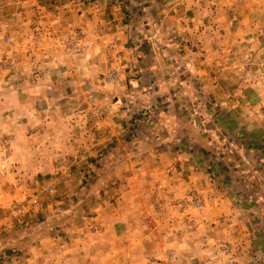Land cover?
Masks as SVG:
<instances>
[{
  "label": "crops",
  "instance_id": "obj_1",
  "mask_svg": "<svg viewBox=\"0 0 264 264\" xmlns=\"http://www.w3.org/2000/svg\"><path fill=\"white\" fill-rule=\"evenodd\" d=\"M1 9L0 42L6 34L12 45L19 46V72L24 74L17 83L0 86V120L23 124L19 136L25 145L20 149L18 140L12 154L18 158L11 168L22 169L19 163L24 153L26 166L33 171L30 176L15 178L21 189L34 171H62L74 161L40 157L54 152L55 138L66 139L59 149L62 154L73 152L77 141L78 145L83 142L84 154L101 149L108 129L82 126L86 115L79 114L76 106L80 109L86 101L79 102L76 94L97 87L101 74L116 67L122 79L118 92L112 91L116 104L132 102L127 92L134 88L135 105L148 100L161 108L148 143L137 146V151L145 150L148 155L135 160V179L131 178L135 201L145 202L142 208L135 206V264H217V250L225 242L235 247L238 264H264L260 258H264V246L254 247L255 240L264 244L263 235L253 240L249 221L264 214L247 204L249 198L231 191L238 181L229 178L231 170L224 181L221 168L216 173L212 168L208 171L199 159L214 145L223 146L227 132L204 128L200 126L203 121L192 123L186 111L191 104L200 105L197 92L202 91L221 110L218 116L227 125L219 122L224 127L242 126L253 139V133L259 132L260 136L248 143L261 144L264 151V0H7ZM35 27L42 37L31 47ZM77 31L80 36L100 37L101 47L82 53L54 44V40L74 36ZM194 38L198 50L188 43ZM113 39L118 42L119 63L106 53L105 47ZM14 49L10 45L5 51ZM77 123H81L78 129ZM243 150L249 156L257 153L251 146ZM239 161L235 162L249 169L247 177L254 184L252 170L257 165H251L253 157L249 162ZM123 166V170L134 169L131 162ZM59 173L64 179V172ZM116 179L107 180L105 187ZM259 184L264 190V179ZM0 186V206L5 207L4 201L10 198ZM188 187L204 192L206 206L188 216L176 214L167 204ZM261 188L260 195L264 193ZM123 198L124 191L116 189L109 203L111 216H116L113 209H119ZM243 199L245 202L239 203ZM103 211L94 212L95 217H79L69 226L70 237L85 245L89 235L80 234V225L94 218L107 221L109 215ZM5 212L0 214V234L8 233V243L27 248L19 264H46L39 258L44 239L26 245L21 233L18 239L19 233L13 231V221ZM3 230L6 233H1Z\"/></svg>",
  "mask_w": 264,
  "mask_h": 264
},
{
  "label": "rangeland",
  "instance_id": "obj_2",
  "mask_svg": "<svg viewBox=\"0 0 264 264\" xmlns=\"http://www.w3.org/2000/svg\"><path fill=\"white\" fill-rule=\"evenodd\" d=\"M4 3H7V0H0V15L4 13V10L1 9ZM40 31L36 27L33 29L29 43L31 47L39 43L42 37ZM80 35L81 33L77 31L74 36H65L62 39L54 40V44L62 50L75 48L76 51L82 53L90 48L101 47L103 40L100 37ZM1 38L0 86L4 88L5 84L17 83L20 76L24 74L19 72L22 70L18 59L19 46L12 45L11 38L6 34ZM188 43L194 49H199V42L196 38L189 39ZM10 45L15 49L12 52H6L5 48L10 47ZM118 47V42L113 39L105 49L106 53L119 63L120 51ZM121 82L118 69L112 67L101 74L97 87L91 88L90 91L77 90L76 95L79 102L86 101L80 109L79 106H76L79 114L86 115V118L82 119V126L97 127L98 130L101 128L102 130L108 129L106 139L98 138L103 142L101 149L98 152L84 154L83 142L78 145L77 141L73 152L62 154L59 149L63 147L61 145L66 139L55 138L58 142L54 147V152L49 154L45 152L40 154V157L48 160L50 158H53L52 160L54 158H73L74 161L62 171L49 168L34 171L35 175L32 176L31 181L25 178L28 184L22 189L20 188L21 184L14 182V180L20 178L22 174L23 176L29 174L30 176L33 173L25 163L27 154L20 155L19 165L22 166V169L11 168V166L15 164L14 161L18 158V156L14 158V155L12 156L16 145H18V140L21 141L19 142L20 149L25 145L22 142L25 139L19 136L22 135L23 124L20 121L8 120L3 122L0 120L1 192H5L10 198L4 201L6 202L5 207L0 206V214L7 210L5 217L9 216V220L13 221L10 224L13 231L19 233L17 237L22 234V240L25 239L26 245L34 244L37 241L36 238L44 239L41 243V246L43 244L42 256L39 258H43L46 264H55L54 261L59 260L63 261L62 264H135V206L142 208L145 202H141L139 199L135 201V184L131 178L135 179V160L144 159L148 155L144 149L141 152L137 151V146L140 143H148V135L157 124L156 121L161 108H155L153 104L148 103V100L144 104L135 105L134 88L127 92L132 102L120 100L116 104L112 91L118 92L117 90L121 88ZM125 96L126 94H122V97ZM197 97L200 105L191 104L186 109L189 120L196 124L203 121L200 126L204 128L218 132L222 128L221 133L227 132V139L223 146L214 145L213 150L201 153L199 159L204 160L208 171L212 168L216 173L217 168H221L223 171L220 177L223 180L231 170L232 174L229 178L233 176L238 179L237 184L233 188L231 187V191H234L238 197L244 195L245 198H249L246 199L250 201L247 204H251L252 209L264 214V193L260 195L261 185L259 184V181L264 179V170H262L264 167L260 168L261 164L264 166V160H261V156L264 157V151H262L261 144L248 143L257 139L260 136L259 132L253 133V139L250 136V131H246L242 126L224 127L223 123L219 122L223 118L218 116L221 110L217 108L216 104L210 102L202 91L198 90ZM224 123L227 125L225 121ZM79 125L81 123L76 124L77 129L80 128ZM58 144L59 146H57ZM246 146H251V150L257 153H253L252 156L245 154L243 149H246ZM211 153L213 154L209 155ZM191 155H195L194 151ZM250 157L254 159L251 165H257L256 169L252 170L255 176L254 184H251L247 177L249 169L240 168L241 166L235 162L237 159L242 163L249 162ZM129 162L134 168L132 172L123 170V165ZM213 171L212 173H214ZM57 172H64L65 178L61 179L60 173L57 174ZM113 178L118 179L111 183L110 187H105V182ZM116 189L124 191V198L117 207L119 209H113L116 216H111L109 203L115 196ZM262 189L261 192H264ZM244 202V199L239 200V203ZM167 205L176 214L188 216L202 211L206 206V200L202 190L188 187ZM100 206L102 208H99ZM101 209L102 211L104 209L103 213L109 215L108 220L105 221L104 218V221H100V218L99 220L94 218L80 225V234L89 235L85 245L80 239L73 240L72 236L70 237L72 232L69 226L79 220V217L88 216L90 218L94 212L101 213ZM249 221L251 223V238L255 240L260 234L263 235L262 239H264V216L250 217ZM1 233H6V231L3 230ZM7 234H0V264H19L26 256L23 255V252L27 248H23L13 241V243H8L9 236ZM20 238L21 236L18 237V239ZM255 242L257 244L254 247L264 246L261 240H255ZM33 249L31 250L33 251ZM234 249L235 247L230 243H222L216 253V263L238 264ZM260 258L261 261L264 260L263 257Z\"/></svg>",
  "mask_w": 264,
  "mask_h": 264
}]
</instances>
